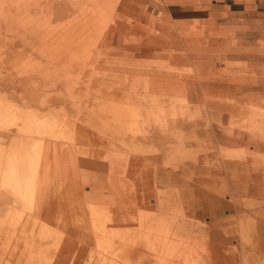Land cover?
Listing matches in <instances>:
<instances>
[{
    "label": "rangeland",
    "instance_id": "374dc122",
    "mask_svg": "<svg viewBox=\"0 0 264 264\" xmlns=\"http://www.w3.org/2000/svg\"><path fill=\"white\" fill-rule=\"evenodd\" d=\"M9 1L0 0V123H6L0 124V141L3 140L0 144L7 149L15 144L19 151L26 150L29 154L32 153L29 150H34L31 156L34 155L36 160L28 156L26 162L31 173L37 165V174L40 173L38 186H50L51 191L57 185L55 176L60 169V159L56 158V148L49 145L56 139L57 144H63L57 146V150L69 149L74 162L82 156L92 161V172L96 171L94 164L103 163L106 166L103 173L118 174L113 179L117 189L109 192L100 188L106 185L103 182L97 187H91L89 183L81 184L76 175L79 169L86 167L78 168L73 163L74 172L77 171L75 180L78 181H70L76 187V209L83 211V207L84 213L94 221L92 225L98 223V229L94 226L98 232H93L101 233V227H111L112 223L117 230L124 228L134 240L145 237L150 223L160 225L151 230H159L155 238L167 243L165 256L155 259L145 247V257L150 258L141 264H207L212 248L216 249V261L212 264H264V52L239 44L230 37L229 32L221 31L218 34V31L204 29L202 25L180 24L162 15H154L146 8L145 0H86V3L83 2L86 6H80V0H76L75 12L70 15H65L61 8L56 7L59 3L68 5L67 1L70 0ZM84 14L92 15L97 21L101 19L100 22L106 20L108 24L102 22L100 27L90 29L89 32H92H88V38L85 35V40L91 37L92 41L96 39L95 42L89 39L86 44L75 45L79 51L83 48L82 51L88 55L86 58V54L84 56L83 52H79L81 57L84 56V61L87 59L82 62V58L78 60L77 56L76 59L74 57L79 53L66 51L62 55V50L60 53L56 51L58 46H65L66 41V45L71 42L67 35L76 26L80 27L81 21L77 19ZM101 25L105 26L103 30ZM116 25L123 28L110 40L111 31ZM87 44L92 48H88ZM71 55L75 59L74 65ZM58 56L63 58L60 60ZM51 58H54L53 61ZM68 59H72L71 63ZM75 61L80 64L76 65ZM34 63H38L37 68ZM28 66H32L30 70ZM6 107L8 112L12 110L9 112L11 114L7 113ZM53 118L58 125L52 123ZM41 121H49L50 124L44 128L45 124H41ZM37 123L44 125L42 130L46 129L45 133L49 126L53 130L49 129L50 132L45 135L41 132L42 126L37 130ZM35 124L37 128L32 131ZM22 144L24 146L21 147ZM39 144L41 150L37 152L35 149L39 148ZM97 150L99 155L96 157ZM118 155L120 158H117ZM32 159L37 163L32 165ZM65 163L61 167L64 168ZM28 172L22 179L21 191L9 194V203L4 204L6 215L0 216V255L3 259L0 258V264H29L27 261L30 260L33 264H47L51 257L54 261L58 255L54 246L58 236L64 237V232L56 225L59 219L55 223L54 219L39 218L37 221L36 213L28 220L30 229L23 231L22 225L33 208L32 196L38 195L35 180L32 182L34 185L28 183ZM96 174L90 177L95 180L98 178ZM120 198L124 199L123 203L119 202ZM14 201L17 205H14ZM55 203L56 200L52 201L53 205ZM120 209L126 210L127 219L118 226L116 220L122 216L118 212ZM91 214L95 215L94 218ZM104 216H108V219L105 220ZM161 225H164L163 228ZM115 234H105L104 243L88 245L92 259L100 263L101 258H105L106 262L110 257L108 260L119 259L121 264H126V261L137 264L126 259L118 249H110V241H115V244L119 242ZM29 242L34 243L33 246ZM99 243L108 248H100ZM3 250L8 251L7 254ZM44 256H47L46 259ZM47 259L49 262L46 263ZM93 260L92 264L95 263ZM53 261L49 264H53Z\"/></svg>",
    "mask_w": 264,
    "mask_h": 264
},
{
    "label": "bare ground",
    "instance_id": "6f19581e",
    "mask_svg": "<svg viewBox=\"0 0 264 264\" xmlns=\"http://www.w3.org/2000/svg\"><path fill=\"white\" fill-rule=\"evenodd\" d=\"M7 1V0H6ZM9 1V0H8ZM14 1V0H13ZM16 1V0H15ZM21 1V0H20ZM19 1V2H20ZM26 1V0H25ZM33 1V0H32ZM39 1V0H38ZM98 1V0H97ZM103 1V0H102ZM114 1V0H113ZM2 2H3V0H2ZM10 2V1H9ZM64 2V1H63ZM66 2V1H65ZM68 2V5H66L65 3H59L56 7L57 8H61V10H63L64 11V14L65 15H70V14H72V13H74L75 12V6H77V1L76 0H70V1H67ZM80 4V6L83 4V2H87L86 0H80V1H78ZM1 3V2H0ZM7 3V2H6ZM97 3V2H96ZM5 4V3H4ZM20 4V3H19ZM100 4V3H99ZM78 5V6H79ZM87 4H83L82 6H86ZM107 5V4H106ZM118 5V4H117ZM79 6V7H80ZM1 7V6H0ZM78 7V8H79ZM100 7H102V5L100 6ZM77 8V9H78ZM93 8H96V7H93ZM92 8V9H93ZM98 8V7H97ZM105 8V6L103 7V9ZM12 9V8H11ZM33 9V8H32ZM76 9V10H77ZM87 9V8H86ZM89 9V8H88ZM102 9V10H103ZM60 10V9H59ZM82 10V9H81ZM85 10V8L83 9V11ZM98 10V9H97ZM96 10V11H97ZM63 11H61V12H63ZM82 11V12H83ZM1 13V12H0ZM58 13H60V12H58ZM86 13V12H85ZM97 13V12H96ZM99 13L100 14H102L101 13V11H99ZM57 14V13H56ZM104 14V13H103ZM13 15V14H12ZM95 15V14H94ZM105 15V14H104ZM103 15V16H104ZM112 15V14H111ZM58 16H61V14H59ZM38 17V16H37ZM75 17V16H74ZM104 17H106L107 19H109V17L108 16H104ZM116 17V16H115ZM40 18V17H39ZM38 18V19H39ZM102 18V17H101ZM37 19V20H38ZM78 20V22L79 21H81V23H79L80 24V27H79V25H78V27L79 28H77V26H76V28H73L71 31H69L70 33H69V35H67L68 37H69V40L71 41V42H69L67 45H66V43H67V41L64 43V42H61L60 41V43H64L65 44V46H63V45H60V46H58V50H59V52H58V50L56 51L57 53H60V51L62 50L63 51V53H61L62 55L64 54V52H68V53H70V54H73V53H79V52H83L82 50H83V48L81 49V51H79L80 49H78V44H81V43H87L86 42V40L88 41L89 39L91 40V42H95V40L94 41H92V39H91V37L89 38V39H86L85 40V35L87 36L88 35V32L90 31V29H92V28H98V27H100L99 26V24H101L102 22H104L105 23V21H102V22H100L99 20H101V19H98V21L95 19V17L93 18V16L92 15H89L88 16V14H84L82 17H81V19H77ZM7 21V20H6ZM109 21V20H108ZM2 22V21H1ZM35 22V21H34ZM119 22V21H118ZM30 23V22H29ZM32 24H33V22H31ZM107 24H108V22H106ZM105 23V24H106ZM120 23V22H119ZM31 24V25H32ZM38 24V23H37ZM104 24V25H105ZM42 26V25H41ZM98 26V27H97ZM106 26V25H105ZM105 26H102L101 25V29L103 30V27H105ZM35 27H36V24H35ZM68 27V26H67ZM70 28H72V27H70ZM120 28H123V27H121V25H116L115 27H113V29H112V31H111V36L109 37L110 38V40L113 38V36H116V33H118L119 31H121V29ZM11 29V28H10ZM31 29V28H30ZM68 29V28H67ZM67 29L65 30V31H67ZM24 30V29H23ZM37 30V29H36ZM40 30V29H39ZM42 30V29H41ZM101 30V31H102ZM105 30V29H104ZM25 31V30H24ZM55 31V30H54ZM100 31V30H99ZM133 31V30H132ZM18 32H19V30H18ZM29 32V31H28ZM40 32V31H39ZM92 32V31H91ZM91 32H89V33H91ZM95 31H93V33H94ZM35 33V32H34ZM33 33V34H34ZM87 33V34H86ZM96 34H97V32H95ZM23 35H25L24 33H22ZM33 34H32V36H33ZM43 34V33H42ZM62 34H64L65 35V33L63 32ZM102 34H103V32H102ZM120 34V33H119ZM29 35V34H28ZM27 35V36H28ZM52 35V34H51ZM50 35V36H51ZM99 35V34H98ZM10 36V35H9ZM26 36V37H27ZM44 36H46V35H44ZM60 36V35H59ZM41 37V36H40ZM43 37V36H42ZM54 37V36H53ZM66 37V36H65ZM65 37L63 36V38L65 39ZM89 36H87V38H88ZM99 37V36H98ZM97 37V38H98ZM35 38V37H34ZM57 38V37H56ZM67 38V37H66ZM30 39H32V38H30ZM41 39V38H40ZM43 39H45V37H43ZM47 39V38H46ZM58 39H60V38H58ZM56 40V39H55ZM38 41V40H37ZM42 40H39V42H41ZM8 42V41H7ZM35 42H36V40H35ZM91 42H89V43H91ZM118 42V41H117ZM10 44H11V42H9ZM49 43V42H48ZM26 44V43H25ZM31 44H32V42H31ZM98 44V43H97ZM44 45V44H43ZM42 45V46H43ZM47 45V44H46ZM55 45V44H54ZM75 45H77V46H75ZM88 45V44H87ZM86 45V46H87ZM92 45V44H91ZM121 45V44H120ZM151 45H153V44H151ZM31 46V45H30ZM32 46H34V45H32ZM31 46V47H32ZM50 46V45H49ZM49 46H48V50H49ZM80 46V45H79ZM82 46V45H81ZM90 45H88V48H90L89 47ZM57 47V46H56ZM83 47V46H82ZM84 47H85V45H84ZM37 48V47H36ZM51 49H52V47H50ZM73 48V49H72ZM92 48V47H91ZM95 48V47H94ZM151 48V47H150ZM31 49V48H30ZM34 49V48H33ZM77 49V50H76ZM117 49V48H116ZM86 50H88V49H86ZM91 50V49H90ZM41 51V50H40ZM52 51H54L53 49H52ZM51 50H50V52H52ZM42 52V51H41ZM45 51H43V53H44ZM46 52H48V51H46ZM91 52H92V50H91ZM91 52H89L88 54H90ZM54 53V52H53ZM53 53H52V55H53ZM67 53V54H68ZM81 53H79L80 54V56H79V54H75V59H76V56L78 57V60H79V57L80 58H82V59H80L81 61L83 60L84 61V56H86L87 54H86V52L84 51L83 53H82V55H84V54H86V55H84V56H82L81 57ZM100 53V52H99ZM147 53V52H146ZM46 54V53H45ZM55 55H56V53H54ZM98 54V53H97ZM6 55V54H5ZM39 55V54H38ZM66 55V54H65ZM65 55H64V57H65ZM91 55V54H90ZM106 55V54H105ZM171 55H172V53H171ZM41 56V55H40ZM43 56V55H42ZM50 57H52L51 55H49ZM68 56H70V55H68ZM93 56V55H92ZM91 56V57H92ZM38 57V56H37ZM49 57V58H50ZM54 57V56H53ZM56 57H57V55H56ZM56 57H55V59H56ZM88 57V55L86 56V58ZM99 55H98V59H99ZM29 58H31V57H29ZM47 58V57H46ZM61 58H63V56H61ZM61 58L58 56V59H60L61 60ZM66 58H67V55H66ZM69 58V57H68ZM71 58H73L72 57V55H71ZM104 58H106V57H104ZM32 59V58H31ZM52 59V61H53V59L54 58H51ZM74 58H73V65L75 64L74 63V60H75ZM66 60V59H65ZM72 60V59H71ZM71 60L70 59H68V61L71 63ZM87 60V59H86ZM85 60V61H86ZM97 60V59H96ZM55 61V60H54ZM59 61V60H58ZM82 61V62H83ZM84 61V62H85ZM93 61V60H92ZM24 62V61H23ZM27 62V61H26ZM25 62V63H26ZM31 62V61H30ZM47 62V61H46ZM76 62V65H79L80 64V62L78 63L77 61H75ZM90 62V61H89ZM68 63V62H67ZM69 63V64H70ZM78 63V64H77ZM125 64H126V62H124ZM168 63V62H167ZM9 64V63H8ZM22 64V63H21ZM28 64V63H27ZM26 64V65H27ZM35 64V63H34ZM38 64V63H37ZM37 64H35V67H36V65ZM48 64V63H47ZM52 64H53V62H52ZM56 65H57V62L55 63ZM63 64V63H62ZM69 64H67V65H69ZM71 64V65H72ZM138 64V63H137ZM149 64V63H148ZM29 65V64H28ZM30 65H32V64H30ZM29 65V66H30ZM41 64H39V66H40ZM65 65V64H64ZM64 65H62V66H64ZM117 65V64H116ZM167 65V64H166ZM23 66H25V65H22V67ZM28 66V67H29ZM32 66H34V65H32ZM31 66V67H32ZM38 66V67H39ZM50 67H51V65H49ZM49 66H47V67H49ZM81 66V65H80ZM95 66V65H94ZM123 66V65H122ZM125 66V65H124ZM31 67H29L28 69L30 70L31 69ZM46 67V68H47ZM57 67V66H56ZM61 67V66H60ZM66 67V66H65ZM71 67V66H70ZM76 67V66H75ZM87 67H88V65H87ZM108 67V66H107ZM131 67H133V65L131 66ZM151 67V66H150ZM154 67H156V66H154ZM17 68H18V66H17ZM37 68V67H36ZM72 68V67H71ZM94 69H95V67H93ZM92 68V69H93ZM21 69V68H20ZM19 69V70H20ZM25 69V68H24ZM27 69V68H26ZM40 69H41V66H40ZM44 69V68H43ZM61 69H62V67H61ZM68 69V68H67ZM70 69V68H69ZM85 69V68H84ZM87 69H89V68H87ZM4 70V69H3ZM18 70V71H19ZM49 70V69H48ZM48 70H46V71H48ZM63 70V69H62ZM73 70H74V68H73ZM80 70V69H79ZM100 70H102V69H100ZM104 70V69H103ZM127 70V69H126ZM129 70H131V69H129ZM7 71V70H6ZM12 71V70H11ZM27 71V70H26ZM38 71V70H37ZM43 71V70H42ZM45 71V70H44ZM52 71V70H51ZM57 71V70H56ZM55 71V72H56ZM60 71V70H59ZM81 71V70H80ZM82 71H83V69H82ZM93 71V70H92ZM2 72V71H1ZM8 72V71H7ZM22 72V71H21ZM35 72V71H34ZM54 72V73H55ZM58 72V71H57ZM106 72V71H105ZM114 72V71H113ZM133 72V71H132ZM132 72H130V73H132ZM3 73V72H2ZM36 73V72H35ZM40 73V72H39ZM62 73V72H61ZM64 73V72H63ZM126 73V72H125ZM66 73H64V75H65ZM82 74H84V73H82ZM92 74V73H91ZM129 74V73H128ZM17 75H20V74H17ZM16 75V76H17ZM41 75V74H40ZM44 75H46V74H44ZM74 75V74H73ZM105 75V74H104ZM132 75V74H131ZM22 76V75H21ZM59 76V75H58ZM63 76V75H62ZM79 76V75H78ZM82 76V75H81ZM80 76V77H81ZM68 77V76H67ZM70 77V76H69ZM113 77V76H112ZM141 77H143V76H141ZM147 77V76H146ZM149 77V76H148ZM162 77V76H161ZM167 77H169V76H167ZM171 77V76H170ZM185 77V76H184ZM60 78V77H59ZM88 78V77H87ZM180 78H182V77H180ZM19 79V78H18ZM53 79H54V77H53ZM52 79V80H53ZM56 79H57V77H56ZM80 79V78H79ZM146 79V78H145ZM2 81H3V79H1ZM21 80V79H20ZM51 80V79H50ZM58 80V79H57ZM63 80V79H62ZM70 80H71V78H70ZM127 80V79H126ZM1 81V82H2ZM38 81V80H37ZM65 81V80H64ZM68 81V80H67ZM67 81H66V83L65 84H67ZM16 82V81H15ZM59 82H60V80H59ZM73 82H75V81H73ZM72 82V83H73ZM80 82V81H79ZM18 83V82H17ZM16 83V84H17ZM51 83V82H50ZM57 83H58V81H57ZM83 83V82H82ZM91 83V82H90ZM19 84V83H18ZM23 84H25V83H23ZM77 84V83H76ZM87 84H88V82H87ZM63 85V84H62ZM68 85V84H67ZM75 85V84H74ZM91 85V84H90ZM90 85H89V87H90ZM128 85V84H127ZM144 85V84H143ZM146 85V84H145ZM24 86V85H23ZM26 86V85H25ZM30 86V85H29ZM36 86V85H35ZM61 86V85H60ZM76 86H78V85H76ZM132 86V85H131ZM39 87V86H38ZM67 87V86H66ZM140 87V86H139ZM42 88V87H41ZM40 88V89H41ZM48 88V87H47ZM49 88H50V86H49ZM62 88V87H61ZM75 88V87H74ZM93 88V87H92ZM32 89H35V88H33L32 87ZM70 89V88H69ZM139 89V88H138ZM147 89V88H146ZM96 90V89H95ZM145 90V89H144ZM60 91V90H59ZM58 91V92H59ZM71 91H73V90H71ZM75 91V90H74ZM85 91V90H84ZM104 91V90H103ZM113 91V90H112ZM130 91V90H129ZM57 92V91H56ZM107 92V91H106ZM105 92V93H106ZM124 92V91H123ZM138 92V91H137ZM136 92V93H137ZM140 92V91H139ZM46 93V92H45ZM64 93V92H63ZM62 93V94H63ZM121 93V92H120ZM119 93V94H120ZM4 94V93H3ZM47 94V93H46ZM42 95V94H41ZM65 95V94H64ZM76 95H78V94H76ZM95 95V94H94ZM1 96V95H0ZM32 96V95H31ZM43 96H44V94H43ZM49 96V95H48ZM69 96V95H68ZM101 96V95H100ZM134 96V95H133ZM33 97H34V95H33ZM32 97V98H33ZM39 97V96H38ZM97 97V96H96ZM40 98V97H39ZM183 98V97H182ZM31 99V98H30ZM29 99V100H30ZM35 99V98H34ZM62 99H63V97H62ZM67 99V98H66ZM75 99V98H74ZM103 99H105V97L103 98ZM127 99V98H126ZM125 99V100H126ZM129 99H130V97H129ZM171 99V98H170ZM174 99V98H173ZM185 99V98H184ZM183 99V100H184ZM16 100V99H15ZM151 100V99H150ZM34 101V100H33ZM70 101H72V100H70ZM86 101V100H85ZM89 101V100H88ZM127 102H130V100L128 101V99L126 100ZM141 101H142V99H141ZM147 101V100H146ZM175 101V100H174ZM173 101V102H174ZM31 102V101H30ZM69 102V101H68ZM79 102V101H78ZM97 102V101H96ZM162 102V101H161ZM82 103H83V101H82ZM91 103V102H90ZM101 103V102H100ZM38 103H36L35 105H37ZM66 104H68V103H66ZM88 104V103H87ZM172 104H174V103H172ZM17 105H19V104H17ZM53 105V104H52ZM51 105V106H52ZM168 105V104H167ZM179 105V104H178ZM184 105V104H183ZM12 106V105H11ZM11 106H9V107H11ZM38 106V105H37ZM74 106V105H73ZM95 106V105H94ZM102 106V105H101ZM148 106V105H147ZM150 106V105H149ZM24 107V106H23ZM96 107V106H95ZM99 107V106H98ZM162 107V106H161ZM161 107H160V109H161ZM166 107V106H165ZM2 108L5 110V107L4 106H2ZM7 108L8 107H6V110H7ZM14 108V107H13ZM22 108V107H21ZM38 108V107H37ZM41 108V107H40ZM51 108H53V107H51ZM76 108V107H75ZM163 108V107H162ZM173 108V107H172ZM1 109V108H0ZM18 109H19V107H18ZM47 109V108H46ZM49 109V108H48ZM65 109V108H64ZM164 109V108H163ZM22 110V109H21ZM75 110V109H74ZM76 110H78V109H76ZM90 110V109H89ZM95 110V109H94ZM175 110H176V108H175ZM2 110H0V115H2L1 112ZM12 111V110H11ZM11 111H9V112H11ZM50 111V110H49ZM67 111V110H66ZM80 111V110H79ZM163 111V110H162ZM8 112V110H7V113H9ZM52 112V111H51ZM63 111H61V113H62ZM159 112H161V111H159ZM47 113V112H46ZM48 113H50V112H48ZM89 113H90V111H89ZM147 113V112H146ZM145 113V114H146ZM155 113V112H154ZM171 113V112H170ZM4 114V113H3ZM9 114H11V113H9ZM8 114V115H9ZM32 114H34V113H32ZM68 114V113H67ZM81 114V113H80ZM178 114H179V112H178ZM54 114H52V115H50V116H53ZM77 115V114H76ZM144 115V114H143ZM149 115V114H148ZM44 116H46V115H44ZM73 116V115H72ZM79 116V115H78ZM78 116H77V118H78ZM106 116V115H105ZM55 117V116H54ZM83 117V116H82ZM81 117V118H82ZM95 117V116H94ZM100 117V116H99ZM101 117H103V116H101ZM100 117V118H101ZM163 117H165V116H163ZM162 117V118H163ZM178 117V116H177ZM8 118V117H7ZM13 118H15V117H13ZM12 118V119H13ZM52 118V117H51ZM63 118V117H62ZM90 118V117H89ZM171 118V117H170ZM46 119L48 120V117H46ZM79 119V118H78ZM92 119V118H91ZM139 119H141V118H139ZM155 119V118H154ZM6 121L8 120V119H5ZM4 120V121H5ZM54 120V122H52L53 124H55V121H57L56 119H52V121ZM103 120V119H102ZM105 120V119H104ZM1 121V120H0ZM2 121H3V118H2ZM9 121H10V117H9ZM9 121H7V123L9 122ZM36 120L34 119V121L33 122H35ZM50 122H51V119L49 120ZM47 122V123H45V122H43V121H41V122H39V123H41V124H45V127H44V125L42 126V125H39V123H37V126H39L38 127V129L37 130H39V128L41 129V132L43 131L42 129H44V128H46V126H48L49 124H50V122ZM152 121H154V120H152ZM164 121V120H163ZM12 122V121H11ZM18 122V121H17ZM24 122V121H23ZM58 122V121H57ZM155 122V121H154ZM3 123H5V122H3ZM3 123H0L1 125H3ZM10 123V122H9ZM8 123V124H9ZM51 123V124H52ZM80 123V122H79ZM92 123V122H91ZM6 124V123H5ZM16 124V123H15ZM34 124V123H33ZM57 125H58V123H56ZM55 124V125H56ZM155 124V123H154ZM217 124V123H216ZM221 124V123H220ZM10 125V124H9ZM97 125V124H96ZM144 125V124H143ZM35 127H33L31 130L33 131V130H35L37 127H36V124L34 125ZM52 126V125H51ZM54 126V125H53ZM82 126V125H81ZM102 126H103V124H102ZM219 126V125H218ZM11 127V126H10ZM44 127V128H43ZM55 127H57V126H55ZM138 127H140L139 125H138ZM26 128V127H25ZM25 128H23L24 129V131H25ZM52 128V127H51ZM50 128V126L48 127V132H46L47 134L50 132V130L49 129H51ZM60 128H62V127H60ZM84 128V127H83ZM100 127H98V129H99ZM79 129V127H77V130ZM81 129V128H80ZM135 129H136V127H135ZM143 129V128H142ZM26 130H27V128H26ZM30 130V131H31ZM52 130H53V128H52ZM82 131H84L83 129H81ZM229 130V129H228ZM24 131L22 130V133H24ZM31 131V132H32ZM45 131H47L46 129L43 131L44 133H45ZM60 131H61V129H60ZM59 131V132H60ZM78 131H80V130H78ZM86 131H88V129L86 130ZM174 131V130H173ZM172 131V132H173ZM55 132V131H54ZM63 132V131H62ZM73 132V131H72ZM75 132V131H74ZM112 132V131H111ZM121 132V131H120ZM119 132V133H120ZM123 132V131H122ZM136 132V131H135ZM165 132V131H164ZM224 132H226L225 130H224ZM39 133H40V131H39ZM46 133H45V135H46ZM76 133H78V132H76ZM80 133V132H79ZM87 133H89V132H87ZM118 133V134H119ZM11 134V133H10ZM13 134V133H12ZM43 134V133H42ZM58 134V133H57ZM62 134V133H61ZM82 134V133H81ZM86 134V133H85ZM107 134V133H106ZM133 134V133H132ZM131 134V135H132ZM137 134V133H136ZM239 134V133H238ZM54 135H56V134H54ZM53 135V136H54ZM109 135V134H108ZM128 135V134H127ZM130 135V134H129ZM172 135V134H171ZM236 135H237V133H236ZM8 136V135H7ZM61 136V135H60ZM76 137H77V135H75ZM74 136V137H75ZM2 136H0V139H2L1 138ZM5 137V136H4ZM50 137V136H49ZM51 137H52V135H51ZM129 137V136H128ZM245 137V136H244ZM35 138V137H34ZM84 137H82V139H83ZM166 138V137H165ZM196 138V137H195ZM37 139V138H36ZM64 139V138H63ZM76 139V138H75ZM81 139V140H82ZM17 140V139H16ZM28 140V139H27ZM56 141V139H53V141H51V142H49V145H51L52 144V146H54V148H56L55 149V153H56V158L58 159H60V165H59V168L60 169H62V171H60V169H59V171H58V174L55 176V181H56V186H53V188H52V190L50 191V186H47V187H43L42 188V186L40 187V186H38V184H39V177H40V173L39 174H37V168H36V166L37 165H35V168H34V170L35 171H33L32 173H31V170L29 169V164L26 162V159H27V157L29 156V158L31 157V158H33L34 157V159H35V156L33 155V156H31L32 155V153H33V151H31V150H29L30 152H32V153H26V150H24V151H19L18 150V148H17V146H15V144H14V146H12L10 149H7V148H5V146L4 145H1L0 144V201H1V203H0V216L1 217H3L4 215H6V211H5V206H4V204H7V203H9V199H10V197H9V194H12V193H17L18 191H21V184H22V179L24 178V174L26 173V171H29L28 173H29V177H28V179L31 181H29L28 183H32L34 180V182L36 183L35 184V188H38V195H37V197H35V196H32L33 197V200H34V202H32L33 203V208H32V210L30 211V214H29V217H27V221H25V223L23 222V219H22V221L21 222H23L24 224L22 225L23 226V231L25 230V231H27V229L29 228V221H30V219L32 218V216H35L36 218H37V221H38V219L39 218H44V219H47V220H52V219H54V223H55V221L56 220H58V223L56 224L57 225V227L61 230V231H63L64 232V237L62 236V235H59L58 236V241H57V244L56 245H54L55 247H56V252H58V255H57V257H56V255H55V257H56V259L53 261L52 259V257L50 258V262L52 263V261H53V264H92V260L94 259H92V255L91 254H89L90 252H91V250H90V248H89V246L88 245H90V244H92V243H94L93 245H96L98 242H102L103 241V239H104V236H105V234H107V233H110V234H114V233H116L115 234V236L117 237V240H119V242L117 243V244H115V241H110L109 243L111 244V245H109L110 246V249L111 250H114V249H118V251L119 252H123V254L126 256V259H128V260H133V261H136V263L137 264H141V263H143L146 259H148V258H150V257H145L146 255H147V252L145 251V249L143 250V248H147L148 250V252L151 254V255H153L154 257H155V259L157 258V259H159V258H162L163 256H165V252L167 251L166 250V246H167V243L165 242V241H162V240H160V241H158L156 238H155V236H156V234L158 233V231H156V229L155 230H151V229H153V228H155V226L157 225V223H156V225L154 224V223H150L149 225H148V227H149V229L150 230H148L149 232L146 234V235H144L145 237L143 238V239H141V237H138L139 239H137V238H135L134 240H133V237H132V235L131 236H128V234L126 233V230L123 228V229H119V230H117V228L116 227H112L113 226V224L111 223V227L109 226H103V227H101V233H95V232H93V231H96L95 230V227L98 225V223L96 224V225H92V222L94 223V221L92 220L91 221V218H88V215L87 214H85L84 213V211H85V209L82 207V210L83 211H78L77 209H76V202L78 201L77 200V198L75 197L76 196V187H74L73 186V184L71 183V181L70 180H72L73 182H76L77 183V181H78V179H76L75 180V175H76V173H77V171H75L74 172V168H75V165H73V163L74 164H77V167L78 168H80V167H86V169L87 170H89V171H87L86 169H79V171H78V173H77V175H76V178H78L79 177V181L81 182V184L83 183H89V185L91 186V187H97L98 186V184H100V183H105L106 185H102V186H100V188L101 187H103V189H107V191H109V192H113L115 189H117V187L113 184V179H115V177L118 175H115L114 173H107V174H105V173H103V170H105L106 169V166H105V164H103V163H97V164H94V166H95V169H96V171H94V172H92V167H93V163H92V161H90V160H87V159H84V157H82L81 156V158H76V162H74V159H72V155H70V153H69V149H60V152H59V149L57 150V146H59V145H63L61 142L60 143H56L55 141ZM73 140V139H72ZM198 140V139H197ZM196 140V141H197ZM9 141V140H8ZM70 141V140H69ZM76 141H77V139H76ZM133 141V140H132ZM194 141V140H193ZM0 142H3V140L2 141H0ZM73 142V141H72ZM75 142V141H74ZM81 142V141H80ZM180 142V141H179ZM188 142V141H187ZM76 143V142H75ZM120 143H122L121 141H120ZM141 143V142H140ZM186 143V142H185ZM33 144H34V142H33ZM77 144H79V143H77ZM82 144V143H81ZM123 144V143H122ZM187 144V143H186ZM256 144H258L257 142H256ZM75 145V144H74ZM132 145V144H131ZM142 145V144H141ZM22 146H24V144H22L21 145V147ZM185 146V145H184ZM32 147V146H31ZM37 147H39V148H36L35 150L37 151L38 149H40L41 148V146H40V144H39V146H37ZM84 147V146H83ZM127 147V146H126ZM135 147V146H134ZM28 148H30V147H28ZM77 148V147H76ZM79 148V147H78ZM131 148H133L132 146H131ZM131 148H130V151L129 152H131ZM137 148V147H136ZM182 148V147H181ZM7 149V150H6ZM143 149V148H142ZM154 149V148H153ZM41 150V149H40ZM146 150V149H145ZM39 151V150H38ZM37 151V152H38ZM76 151H79V150H76ZM86 151V150H85ZM84 151V152H85ZM134 151V150H133ZM40 152V151H39ZM99 151L97 150L96 151V157L99 155V153H98ZM35 153V152H34ZM58 153V154H57ZM69 153V154H68ZM78 153V152H77ZM76 153V154H77ZM133 153V152H132ZM134 153H136V152H134ZM150 153H152V150H151V152ZM154 153V152H153ZM86 154V153H85ZM110 154V153H109ZM140 154H142V153H140ZM145 154H147V152L145 153ZM120 155V154H119ZM119 155L117 156V158L119 157ZM125 155V154H124ZM126 155H128V153L126 154ZM130 155V154H129ZM134 155H136V154H134ZM77 156V155H76ZM40 157V156H39ZM39 157H37V158H39ZM78 157V156H77ZM129 157V156H128ZM28 158V159H29ZM120 158V157H119ZM34 159H32V160H34ZM40 159V158H39ZM39 159H37V160H39ZM56 159V160H57ZM126 159V158H125ZM36 160V159H35ZM33 161L31 164L33 165L34 164V162H35V164L37 163V161ZM30 161V160H29ZM28 161V162H29ZM106 161H108V160H106ZM111 161V160H110ZM127 161H128V159H127ZM31 162V161H30ZM66 162V163H65ZM112 162H113V160H112ZM125 162V161H124ZM216 162V161H215ZM253 162V161H252ZM62 163H65V165H64V168L63 167H61V165H62ZM117 163H118V161H117ZM122 163V162H121ZM126 163V162H125ZM27 164H28V166H27ZM113 164H115V162L113 163ZM212 164L214 165V162H212ZM31 165V166H32ZM204 165H206V164H204ZM127 166V165H126ZM125 166V167H126ZM186 166V165H185ZM184 166V167H185ZM33 167V166H32ZM112 167V166H111ZM225 167V166H224ZM257 166H255V168H256ZM136 168V167H135ZM134 168V169H135ZM27 169V170H26ZM246 169V168H245ZM247 169H248V167H247ZM257 169V168H256ZM260 169V168H259ZM224 170V169H223ZM229 170V169H228ZM249 170V169H248ZM252 170V169H251ZM112 171V170H111ZM256 171H258V170H256ZM119 172V171H118ZM130 172H131V170H130ZM227 172V171H226ZM96 173H98V174H96ZM97 175L98 176V178L97 179H95V180H93L92 178L93 177H90V176H94V175ZM181 175V174H180ZM133 177V176H132ZM36 178V179H35ZM216 178V177H215ZM218 178H220V177H218ZM233 178V177H232ZM112 179V180H111ZM208 179H210V178H208ZM171 180V179H170ZM212 180H214V178L213 179H211V181ZM230 180V179H229ZM28 181V180H27ZM138 182V181H137ZM140 182V181H139ZM155 182V181H154ZM139 184V183H138ZM145 184V183H144ZM237 184V183H236ZM247 184V183H246ZM28 185V184H27ZM26 185V186H27ZM30 185V184H29ZM32 185H34L33 183H32ZM142 185V184H141ZM144 186H147V185H144ZM252 186V185H251ZM25 187V186H24ZM91 187H89V188H91ZM235 187V186H234ZM144 188V187H143ZM146 188V187H145ZM28 189H29V187H28ZM141 190H143V189H141ZM28 191H30V190H28ZM116 191V190H115ZM35 192V191H34ZM25 194H26V192H25ZM24 194V195H25ZM141 197V196H140ZM127 198H125V200H126ZM56 200V203H55V205H53L52 204V201L54 202ZM123 198H120L119 199V202H122L123 203ZM131 200H133L132 199V197H131ZM143 200H145V199H143ZM75 201V202H74ZM140 201V200H139ZM70 202H72V204L70 203ZM130 202V201H129ZM133 202V201H132ZM136 202V201H135ZM14 203V205H17V202L16 201H14L13 202ZM86 204V203H85ZM134 204V203H133ZM138 204V203H137ZM86 205H88V204H86ZM131 205H132V203H131ZM91 206V205H90ZM32 207V206H31ZM88 207V206H87ZM127 207V206H126ZM130 207V206H129ZM126 209V208H125ZM89 210V209H88ZM130 210V209H129ZM90 211V210H89ZM93 211V210H92ZM125 211L126 210H124V209H120V210H118V212H119V214H122V216L121 217H118L117 218V220H116V223H117V225L119 224V223H121L125 218L127 219V214L125 213ZM19 211H17V213H18ZM27 212V211H26ZM20 213V212H19ZM19 213H18V215H19ZM36 213V214H35ZM116 213V212H115ZM124 213L126 214L125 216H124ZM27 214V213H26ZM35 214V215H34ZM98 214V213H97ZM113 214V213H112ZM17 215V216H18ZM23 215V214H22ZM25 215V214H24ZM92 215V214H91ZM16 216V217H17ZM26 216V215H25ZM93 216V215H92ZM91 216V217H92ZM95 216V215H94ZM94 216H93V218H94ZM136 216V215H135ZM19 217V216H18ZM87 217V218H86ZM106 216H104V218H105ZM23 218H24V216H23ZM111 218V217H110ZM129 218V217H128ZM25 219V218H24ZM98 219H99V217H98ZM98 219H94V220H98ZM106 219H108V216L105 218V220ZM125 219V220H126ZM10 220V219H9ZM29 220V221H28ZM33 221H34V219H32ZM134 220V219H133ZM138 220V219H137ZM166 220V219H165ZM113 221V220H112ZM131 221H132V218H131ZM154 221V220H153ZM11 222V221H10ZM15 222V221H14ZM20 222V223H21ZM49 222V221H48ZM57 222V221H56ZM99 222H101V220H99ZM128 222H129V219H128ZM145 222H147V220L145 221ZM149 222V221H148ZM147 222V223H148ZM9 223V222H8ZM96 223V222H95ZM132 223V222H131ZM142 223V222H141ZM165 223V222H164ZM170 223V222H169ZM16 224V223H15ZM102 224V223H101ZM139 224V223H138ZM146 224V223H145ZM167 224V223H166ZM171 224V223H170ZM10 225H12L13 227H16V226H14V223L12 224H10ZM32 225V224H31ZM30 225V226H31ZM95 226V227H94ZM115 226V225H114ZM119 226V225H118ZM146 226V225H145ZM157 226H160V225H157ZM162 226V225H161ZM164 226V225H163ZM163 226H162V228H163ZM172 226V225H171ZM5 227H7V226H5ZM129 227H131V226H129ZM147 227V226H146ZM145 227V228H146ZM172 227H174V225L172 226ZM177 227V226H176ZM97 229H98V226L96 227ZM133 228V227H132ZM21 229V228H20ZM30 229V228H29ZM46 228H44V230H45ZM94 229V230H93ZM102 229H103V232H102ZM140 229H141V227H140ZM148 229V228H147ZM146 229V230H147ZM158 229V228H157ZM48 230V229H47ZM129 230V229H128ZM174 230H175V228H174ZM7 231V230H6ZM22 231V230H21ZM32 231V230H31ZM137 231V232H136ZM135 232H136V234L138 233V230H136ZM4 232H5V229H4ZM14 232H16L17 233V231H15L14 230ZM29 232V231H28ZM35 232V231H34ZM96 232H98V230L96 231ZM100 232V231H99ZM134 232V233H135ZM142 232H143V230H142ZM141 232V233H142ZM175 232V231H174ZM24 233V232H23ZM23 233H21V234H23ZM19 234V233H18ZM17 234V235H18ZM20 234V235H21ZM25 234V233H24ZM39 234H40V232H39ZM38 234V235H39ZM43 234V233H42ZM50 234V233H49ZM2 235V232H1V229H0V236ZM5 235V234H4ZM31 235V234H30ZM33 235V234H32ZM13 236V235H12ZM159 236V235H158ZM171 236H173V234L171 235ZM227 236V235H226ZM16 237V236H15ZM19 237V236H18ZM22 237V236H21ZM157 237V236H156ZM161 237V236H160ZM176 236L174 235V238H175ZM9 238V237H8ZM11 238V237H10ZM24 238H25V236H24ZM40 238H42V237H39V239ZM180 238H181V236H180ZM227 238V237H226ZM20 239L21 238H19V241H20ZM161 239V238H160ZM164 239L165 240H167V237L165 238L164 237ZM4 240V239H3ZM6 240H8L7 238H6ZM5 240V241H6ZM26 240H28V239H26ZM32 240V239H31ZM47 240H49V239H47ZM131 240H133L132 241V243H131ZM138 240H141V241H138ZM43 241V240H42ZM157 241V242H156ZM1 242V241H0ZM7 242V241H6ZM6 242H3V243H6ZM51 242V241H50ZM12 243V242H11ZM17 243V242H16ZM26 243V242H25ZM28 243V242H27ZM30 243V242H29ZM49 243V242H48ZM102 243H104V242H102ZM33 244L34 243H30V246H33ZM100 244V243H99ZM3 245V244H2ZM25 245V244H24ZM27 245H29V244H27ZM98 245V244H97ZM3 246H5V244L3 245ZM7 246V245H6ZM99 246H102V247H100V248H104V247H107V245H102V244H100ZM104 246V247H103ZM22 247H23V245H22ZM25 247H27V246H25ZM41 247V246H40ZM95 247V246H94ZM98 247V246H97ZM9 248V247H8ZM35 248H37V247H35ZM42 248V247H41ZM108 248V247H107ZM106 248V249H107ZM5 249L7 250V248L5 247ZM14 249V246H13V248H12V250ZM40 249V248H39ZM105 249V250H106ZM9 250V249H8ZM16 250V249H15ZM15 250H14V252H15ZM24 250V249H23ZM110 250V251H111ZM244 250V249H243ZM248 250V249H247ZM4 252H5V250H3ZM49 251V250H48ZM6 252H8V251H6ZM5 252V253H6ZM12 252V251H11ZM42 252V251H41ZM216 252V249L215 248H212V252H211V254L209 255V257H208V263L207 264H212L213 262H215L216 261V257H215V253ZM4 253V255H6ZM46 253V252H45ZM108 253V252H107ZM12 254V253H11ZM39 254H40V252H39ZM42 254V253H41ZM40 254V255H41ZM48 254V253H47ZM52 254V255H53ZM13 255H15V253L13 254ZM53 255V256H54ZM109 255V254H108ZM121 255V254H120ZM120 255H119V257H120ZM23 256V255H22ZM110 256V255H109ZM6 257V256H5ZM10 257V256H9ZM29 257V256H28ZM40 257V256H39ZM43 257V256H42ZM47 257V256H46ZM46 257L44 256V259H46ZM103 257V256H102ZM108 257V256H107ZM106 257V258H107ZM113 257V256H112ZM119 257H117V258H119ZM142 257H145V258H142ZM0 258H1V255H0ZM7 258H8V255H7ZM35 259H36V257H34ZM98 258H100V257H98ZM110 258V257H109ZM108 258V259H109ZM140 258H142L141 260H140ZM2 259V258H1ZM12 259V258H11ZM10 259V260H11ZM22 259V258H21ZM26 259V258H25ZM102 260H101V262L100 263H97L98 262V260L96 261V259H95V263L94 264H101V263H103L104 261H105V258H101ZM106 260V262H104L103 264H121V262H120V260L119 259H117V260H119V261H117V260H114V259H110V260ZM122 259H124V258H122ZM3 260V259H2ZM24 260V259H23ZM27 260H29V258H27ZM26 260V261H27ZM37 260V259H36ZM42 260H43V258H42ZM183 260H184V262H186V258L184 257L183 258ZM1 261V260H0ZM47 261H48V259L46 260V263H47ZM4 262H6V260L4 261ZM10 262V261H9ZM21 262V261H20ZM24 262V261H23ZM27 262H30L29 264H33V261H27ZM49 262V261H48ZM49 262V263H50ZM123 262V261H122ZM43 263V262H42ZM44 263H45V260H44ZM49 263H47V264H49ZM126 264H132L133 262H128V261H126L125 262ZM23 264V263H22ZM35 264V263H34ZM37 264V263H36ZM159 264V263H158ZM245 264V263H244Z\"/></svg>",
    "mask_w": 264,
    "mask_h": 264
},
{
    "label": "crops",
    "instance_id": "0c3cea01",
    "mask_svg": "<svg viewBox=\"0 0 264 264\" xmlns=\"http://www.w3.org/2000/svg\"><path fill=\"white\" fill-rule=\"evenodd\" d=\"M146 8L180 24L229 32L239 44L264 52V0H145Z\"/></svg>",
    "mask_w": 264,
    "mask_h": 264
}]
</instances>
